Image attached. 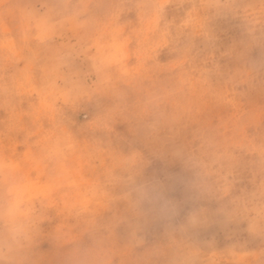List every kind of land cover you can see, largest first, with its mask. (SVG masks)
Returning a JSON list of instances; mask_svg holds the SVG:
<instances>
[{"label": "clouds", "instance_id": "clouds-1", "mask_svg": "<svg viewBox=\"0 0 264 264\" xmlns=\"http://www.w3.org/2000/svg\"><path fill=\"white\" fill-rule=\"evenodd\" d=\"M0 264H264V0H0Z\"/></svg>", "mask_w": 264, "mask_h": 264}, {"label": "rangeland", "instance_id": "rangeland-1", "mask_svg": "<svg viewBox=\"0 0 264 264\" xmlns=\"http://www.w3.org/2000/svg\"><path fill=\"white\" fill-rule=\"evenodd\" d=\"M155 168H156L157 171H159L160 168H161V166L157 164V165L155 166Z\"/></svg>", "mask_w": 264, "mask_h": 264}]
</instances>
